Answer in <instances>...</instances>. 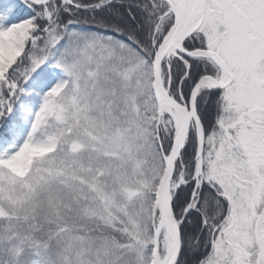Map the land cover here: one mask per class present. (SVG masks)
<instances>
[{"label": "snow or ice", "instance_id": "obj_1", "mask_svg": "<svg viewBox=\"0 0 264 264\" xmlns=\"http://www.w3.org/2000/svg\"><path fill=\"white\" fill-rule=\"evenodd\" d=\"M0 264H264V0H0Z\"/></svg>", "mask_w": 264, "mask_h": 264}]
</instances>
